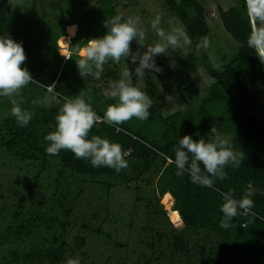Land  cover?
<instances>
[{
    "label": "trees",
    "instance_id": "16d2710c",
    "mask_svg": "<svg viewBox=\"0 0 264 264\" xmlns=\"http://www.w3.org/2000/svg\"><path fill=\"white\" fill-rule=\"evenodd\" d=\"M94 1L98 4L89 11L84 9L79 13L70 12L71 16H80L87 23V27L73 23L68 15L62 20V29L57 33L50 27L44 30L38 21H30L18 14L6 16L0 11V35H8L17 42H22L27 58L26 64L22 67H27L30 72V67L35 70L30 86L37 87L38 91L21 107L31 112L30 108L35 105L36 110L39 108L41 113V117L32 115L26 127H20L14 117H9L6 120V127L10 138L5 143L6 147L14 155H21L33 161L57 159L64 170L74 175L120 177L128 183L134 181L126 186L132 191L140 188L132 184H135L141 175L153 173L157 182L154 185L160 198L166 194H171L174 198L173 210L171 206L170 209L174 214L172 220H177L172 223L182 222V226L177 230L178 235L173 236L172 241L168 239L169 245H172L179 255H186L190 242L184 233L188 232L187 234L192 237H198L203 232L211 234L216 243H213L215 245L209 252L206 245L196 244L199 255L205 257L202 264H264V116L259 118L252 113L257 106L256 98L260 91L258 89L261 87L264 89V65H261L253 50L247 47L250 25L244 0H227L217 5L224 30L239 45L234 59L220 69H216L205 49H201L199 54L195 51L196 44L209 35L206 12L201 2L162 0L172 17L177 19L180 27H183L192 39L194 49L193 52L181 54L173 60L177 86L176 89L174 87L166 89L162 96L163 105H166L162 106V112L177 109L178 106L180 109L170 111L166 117L165 113L162 115V123L171 131L170 140L164 151L152 148L123 125L115 126L103 122L94 125L89 132V138L91 135L108 138L121 144L122 149L127 152L125 159L128 161V167L119 173L108 167L93 168L88 161L77 159L68 150H61L56 156H49L44 150L46 142H43V138L48 132L55 130V116L65 100L82 95L85 99H90L96 114L103 116L99 106L104 103L106 96L100 88H91L85 83L88 75L83 77L79 75L74 60L79 58L75 48L82 47L90 38L102 37L106 32L103 26L106 17L110 19L118 15L117 5L126 0ZM72 25L77 26V30L75 29L77 35L70 45L73 53L71 60L65 62L64 56L58 53L61 50L55 46L69 35L70 31L66 36L64 29ZM101 25L104 31L100 29ZM95 27L99 35L97 31L92 30ZM54 49L58 51L55 52ZM53 59L61 61V67L65 65L61 74L51 68L50 62ZM111 64V61L106 63L104 69ZM70 65L72 67L70 76L73 80L67 82L64 70ZM111 76L115 75L112 73ZM52 84L55 85L54 91L58 93L57 99L60 104L45 106L44 97L49 95L47 86ZM199 100H202V104L194 114L196 116L185 117V114H182L185 108ZM179 117L183 119V124L178 123ZM170 118L171 125L168 122ZM212 127L240 153L241 164L239 167L226 166V178L215 180L213 188H204L191 183L187 173L177 176L175 165L168 164L164 157L174 158L173 149L180 137L191 135L194 140L201 136L208 139L207 135L211 134ZM17 148L21 151L17 152ZM152 164L155 166L151 172ZM249 186L257 192L252 197L254 207L251 213L247 217L237 215L229 221L228 228H221L222 214L219 208L222 201L217 189L219 191L232 189L234 197L239 199ZM63 197L61 192L58 198L54 197L50 203H46L50 205V215L47 217L43 215L37 220L47 228L48 237H36L40 246L36 245L23 256L24 264H62L66 259L64 242L59 239L61 236L56 230L58 226H64L61 221L69 210ZM29 224H31L29 220H24L21 225H16L13 227L14 234L21 236ZM158 238L163 239L162 236ZM205 239L208 240L209 235ZM151 247H155L154 244H151ZM212 256H216L215 261H212Z\"/></svg>",
    "mask_w": 264,
    "mask_h": 264
},
{
    "label": "rangeland",
    "instance_id": "374dc122",
    "mask_svg": "<svg viewBox=\"0 0 264 264\" xmlns=\"http://www.w3.org/2000/svg\"><path fill=\"white\" fill-rule=\"evenodd\" d=\"M198 1L204 6L209 27L207 39L210 41V46L205 50L216 69H220L234 59L239 48L224 30L217 11L218 3L227 0ZM97 4L98 2L94 0H0V11L6 16L18 14L30 21H38L44 30L50 27L57 33L62 29V20L66 19L70 12L79 13L84 9L89 11ZM116 11L125 18L139 17V27L145 32V40L140 43L133 39L130 42L129 56L122 58L119 63L112 62L103 70L99 79L91 75L86 76L85 83L91 88L97 87L103 91L106 98L99 109L104 114L107 105L115 102L107 95L110 84L119 78L122 69L127 68L131 82L134 85L143 84L144 90L153 100V105L146 120L132 118L121 126L127 127L152 148L164 151L165 145L170 140L171 131L162 123V115L165 113L166 117L170 111L179 110L180 106L162 112V106L166 107L163 105L162 96L166 89L173 87L176 89L177 86L173 60L181 54L193 52L194 49L192 45L175 50L169 48L167 53L154 57L155 64L161 68L159 73L145 69L143 76L138 77L136 68L139 67V58L147 51L149 44L157 40L155 33L150 29L152 19L159 15L161 27L165 31L170 26L180 27V24L172 17L162 0H126L121 5H117ZM70 18L73 23L87 27V23L80 16L70 15ZM95 29L96 27L92 30ZM100 29L103 30L102 25ZM64 31L67 36L69 28ZM76 35L77 33L70 35L72 38L68 47ZM61 41L56 43L55 47L58 50L59 47L63 48ZM57 49L54 51L57 52ZM58 53L64 55L61 51ZM133 55L137 57L135 63L132 62ZM56 60L53 59L50 66L61 74L65 65L61 67V61ZM26 62L27 58L21 66ZM30 69L31 75H34L35 70L31 67ZM71 70V65L66 66L64 70L67 77L64 78L67 82L73 80L70 76ZM112 73L115 76H111ZM258 90L260 91L256 98L257 106L252 113L261 118L264 116V89L261 87ZM37 91V87L30 86L29 82L20 90V96L14 98L22 106ZM201 104L202 100L190 103L182 114H185V117L190 115L195 117L194 114ZM11 107L8 97H0V264H24L23 256L39 245L36 237H48L47 228L37 219L43 215L46 217L50 215V205L46 203H50L54 197L58 198L61 192L69 209L61 221L64 226H58L56 229L61 236L59 239L64 242L66 259L62 264H202L205 261V257L199 255L196 244L206 245L209 252V249L215 245L213 244L215 239L211 234L202 232L200 236L192 237L187 234L188 232L184 233L185 238L190 241L186 255H179L177 250L169 245L168 239L172 241L173 236L178 235L177 230L182 226V222L172 223L173 212H170V207L169 210L167 209L163 202L164 197L160 198L156 192L155 174L141 175L138 181L132 184L140 188L132 191L126 186L134 181L128 183L120 177L78 176L64 170L57 159L33 161L21 155H14L5 144L10 138L6 120L11 117ZM32 107L30 113L41 117L39 108L36 110L35 105ZM171 120V118L170 121L168 120L170 125ZM183 122L179 117L178 123L183 124ZM176 127L179 128L178 125ZM16 151L21 150L17 148ZM154 166L151 165V172ZM170 206L173 210L174 198ZM24 220L31 222L24 234L21 236L14 234L13 227L21 225ZM208 235L211 241L205 239ZM159 236L163 239L160 240ZM151 244L155 247H151ZM215 257L212 256V261H215Z\"/></svg>",
    "mask_w": 264,
    "mask_h": 264
},
{
    "label": "clouds",
    "instance_id": "9594fccd",
    "mask_svg": "<svg viewBox=\"0 0 264 264\" xmlns=\"http://www.w3.org/2000/svg\"><path fill=\"white\" fill-rule=\"evenodd\" d=\"M244 3L250 25L247 47L253 50L261 65H264V0H244ZM139 24V17L115 15L107 18L103 22L106 32L102 37L90 38L82 47L75 49L79 57L75 59L79 75H91L99 79L106 63H119L122 58L129 56L130 42L136 39L143 43L145 40V32L140 29ZM76 27L72 25L69 28L73 35ZM150 29L157 40L149 44L147 51L139 58V67L136 68L138 77L143 76L145 69L157 73L161 71L154 62L156 55L167 53L169 48L175 50L192 45V39L182 27L170 26L165 31L161 27L159 15L152 19ZM209 46L210 41L203 38L196 44L195 51L199 54L201 49ZM59 49L61 50L60 47ZM69 50L71 51L70 46ZM25 60L22 42H17L8 35H0V97L9 98L12 105L10 114L20 127H26L32 118V114L23 109L14 98L19 97L20 90L33 79L28 68L21 66ZM136 60L137 57L133 55L132 62L135 63ZM54 88V84L47 86L49 95L44 97L45 106L60 104ZM107 95L115 102L107 105L102 117L96 114L90 99H85L82 95L65 100L55 116V130L48 132L43 138V142H46V154L56 156L61 150H68L77 159L88 161L93 168L108 167L116 173L127 168V152L122 149L121 144L98 135H91L89 138V132L101 122L119 126L132 118L146 120L153 100L144 90L143 84L134 85L131 82L127 68L122 69L119 78L110 84ZM210 133L207 135L208 139L205 136L196 140L191 135L180 137L173 149L174 158L164 157L168 164L175 165L177 176L187 173L191 183L204 188H213L215 180H224L227 176L226 166L239 167L241 164L240 153L234 150L233 145L218 135L215 128L212 127ZM217 191L222 201L219 208L222 214L221 228H228L229 221L237 215L251 213L254 207L252 197L257 192L250 186L239 199L234 197L232 189Z\"/></svg>",
    "mask_w": 264,
    "mask_h": 264
},
{
    "label": "bare ground",
    "instance_id": "6f19581e",
    "mask_svg": "<svg viewBox=\"0 0 264 264\" xmlns=\"http://www.w3.org/2000/svg\"><path fill=\"white\" fill-rule=\"evenodd\" d=\"M72 34V33H71ZM70 34V35H71ZM70 35H68L64 40H62L61 41V44H62V47L65 49V48H67L68 47V45H69V43H70V40H71V36ZM172 202V196H171V194H166V195H164V198H163V202H164V204L166 205V207H167V209L169 210V207H170V205H172L171 204V202ZM172 207V206H171ZM170 212H171V209H170ZM171 214V216H172V213H170ZM177 220V219H176ZM173 221H175V220H173Z\"/></svg>",
    "mask_w": 264,
    "mask_h": 264
},
{
    "label": "built area",
    "instance_id": "2783aa9c",
    "mask_svg": "<svg viewBox=\"0 0 264 264\" xmlns=\"http://www.w3.org/2000/svg\"><path fill=\"white\" fill-rule=\"evenodd\" d=\"M61 50L64 52V56L72 57L73 53L69 50V47L68 48H65V49L64 48H61ZM70 60H71V58L65 59V57H64V61L65 62L70 61ZM248 215H243V216L244 217H247ZM243 226H245V224Z\"/></svg>",
    "mask_w": 264,
    "mask_h": 264
}]
</instances>
